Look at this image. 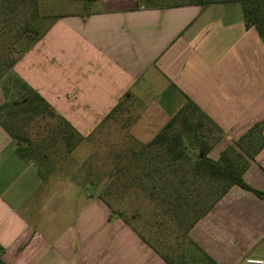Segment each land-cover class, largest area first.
Listing matches in <instances>:
<instances>
[{"label": "crops", "instance_id": "0c3cea01", "mask_svg": "<svg viewBox=\"0 0 264 264\" xmlns=\"http://www.w3.org/2000/svg\"><path fill=\"white\" fill-rule=\"evenodd\" d=\"M13 71L84 138L123 116L135 143L146 144L192 101L224 132L208 154L218 160L264 121V35L246 27L239 2L94 1L56 19ZM19 146L0 123L5 264H166L101 198L42 174ZM244 180L264 192V148ZM188 236L215 264L264 259V199L233 186Z\"/></svg>", "mask_w": 264, "mask_h": 264}, {"label": "trees", "instance_id": "16d2710c", "mask_svg": "<svg viewBox=\"0 0 264 264\" xmlns=\"http://www.w3.org/2000/svg\"><path fill=\"white\" fill-rule=\"evenodd\" d=\"M140 2L146 7L184 5L205 7L211 4L239 2L243 8L246 27H255L261 36L264 35V0H140ZM17 11L21 14L32 11L31 21H36L38 19L36 15L38 0H0V31L3 29L5 33H14L12 36L14 41L11 44L13 46L0 53V82L11 73L12 78L22 85L23 91L17 93L19 99H13L8 106L0 107V112L9 107L12 115L29 114L38 124L27 125L23 131L16 132L1 117L0 123L20 144L17 149L18 154L23 159L34 160L40 172L47 175L45 174L47 171L43 172L42 169L50 164L51 151L58 152L63 146L68 153H71L85 138L65 118L60 116L38 92L14 73L13 69L16 64L48 29L40 32L29 19H26L17 29H13L17 22L13 21L11 15ZM15 44L20 48H14ZM3 91L7 94L4 87ZM223 135L224 132L219 126L214 124L196 104L188 101L151 141L126 150L122 156L126 158V162H121L118 167L120 172L127 174L125 176L129 177L133 184L142 187L152 200L161 203L164 212L170 214L181 226V229H184L185 237L202 254L204 252L190 240L189 231L230 188L239 186L264 199L263 191L252 188L244 180L250 160H253L264 148V121L254 125L235 141L233 146L223 151L218 160H213L208 154ZM188 178H195L201 185L204 184L209 191L205 195L206 198L204 197L205 201L211 199L203 212L191 221L188 220L189 212L186 208V202L191 197L188 192L189 184L186 181ZM98 197L111 209V218L122 219L163 257L166 264H171L167 255L162 254L151 241L137 231L124 210L115 207L105 195ZM206 258L211 264H215L208 256ZM0 264H5L1 257Z\"/></svg>", "mask_w": 264, "mask_h": 264}, {"label": "rangeland", "instance_id": "374dc122", "mask_svg": "<svg viewBox=\"0 0 264 264\" xmlns=\"http://www.w3.org/2000/svg\"><path fill=\"white\" fill-rule=\"evenodd\" d=\"M92 3L88 0H38V19L31 21L32 11L26 14L17 11L11 15L13 21L17 22L13 29H17L29 19L43 32L57 17L89 12ZM13 34L5 33L3 29L0 31V53L13 46ZM14 46L20 48L19 45ZM0 88L6 97L4 106H8L13 99H19L17 93L23 92L22 85L12 78L11 73L1 80ZM0 117L16 132L23 131L27 125L38 124L29 114L12 115L9 107L0 112ZM130 123V118L123 116L106 122L100 131L85 138L73 152L68 153L63 146L58 152L51 151L50 164L41 169L43 172L46 170L45 174L48 176L65 175L68 181L80 186L84 192H91L95 196L105 195L115 207L124 210L137 231L170 258L171 264H211L206 256L188 241L184 229H181L170 214L164 212L161 203L152 200L142 187L133 184L131 179L125 176L127 174L118 170L121 162H126V158L122 157L124 152L138 145L129 131ZM107 124L109 126L105 127ZM186 181L191 195L186 202V208L189 212L188 220L191 221L203 212L211 199L205 201V195L209 191L204 184L201 185L195 178H188ZM117 183L119 185L116 186Z\"/></svg>", "mask_w": 264, "mask_h": 264}, {"label": "built area", "instance_id": "2783aa9c", "mask_svg": "<svg viewBox=\"0 0 264 264\" xmlns=\"http://www.w3.org/2000/svg\"><path fill=\"white\" fill-rule=\"evenodd\" d=\"M243 264H264V259L261 258H249L245 260Z\"/></svg>", "mask_w": 264, "mask_h": 264}]
</instances>
